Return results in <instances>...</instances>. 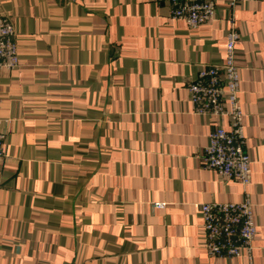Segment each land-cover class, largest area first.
<instances>
[{
	"label": "crops",
	"instance_id": "obj_1",
	"mask_svg": "<svg viewBox=\"0 0 264 264\" xmlns=\"http://www.w3.org/2000/svg\"><path fill=\"white\" fill-rule=\"evenodd\" d=\"M227 1L190 28L155 0H0L19 56L0 68V264H248L204 249L200 204L243 188L204 166L220 122L187 89L232 27L264 264V0Z\"/></svg>",
	"mask_w": 264,
	"mask_h": 264
},
{
	"label": "built area",
	"instance_id": "obj_2",
	"mask_svg": "<svg viewBox=\"0 0 264 264\" xmlns=\"http://www.w3.org/2000/svg\"><path fill=\"white\" fill-rule=\"evenodd\" d=\"M166 3L172 19L184 20L190 28L212 21L215 0H155ZM247 0H228L234 7ZM240 34L230 28L226 34L225 58L218 65L203 66L188 84L189 100L197 115L220 122L209 134L202 156L206 168L226 179L239 182L243 196L239 202L200 204L204 230V249L208 256L246 257L253 264V242L257 234L254 204L248 192L252 160L245 147L244 111L239 99L240 73L236 51ZM19 64L16 30L12 20L0 15V68ZM227 121V128L223 123ZM7 120L0 117V160L4 157ZM156 203L155 206L163 207Z\"/></svg>",
	"mask_w": 264,
	"mask_h": 264
}]
</instances>
